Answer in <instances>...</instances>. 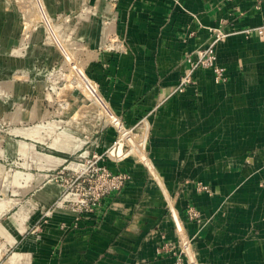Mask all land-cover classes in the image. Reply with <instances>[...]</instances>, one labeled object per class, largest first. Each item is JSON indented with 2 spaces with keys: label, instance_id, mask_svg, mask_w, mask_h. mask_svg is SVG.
Returning <instances> with one entry per match:
<instances>
[{
  "label": "crops",
  "instance_id": "crops-1",
  "mask_svg": "<svg viewBox=\"0 0 264 264\" xmlns=\"http://www.w3.org/2000/svg\"><path fill=\"white\" fill-rule=\"evenodd\" d=\"M90 2L89 74L113 123L88 142H21L15 169L0 160V264H264V3ZM212 29L223 83L187 62ZM122 130L142 158L120 152ZM82 148L130 179L76 221L54 176Z\"/></svg>",
  "mask_w": 264,
  "mask_h": 264
},
{
  "label": "rangeland",
  "instance_id": "rangeland-1",
  "mask_svg": "<svg viewBox=\"0 0 264 264\" xmlns=\"http://www.w3.org/2000/svg\"><path fill=\"white\" fill-rule=\"evenodd\" d=\"M96 13L90 0H0V160L5 167L20 163L21 142H88L113 123L89 74ZM131 134L121 131L120 152L142 158L144 147ZM83 151L68 162H81Z\"/></svg>",
  "mask_w": 264,
  "mask_h": 264
},
{
  "label": "built area",
  "instance_id": "built-area-1",
  "mask_svg": "<svg viewBox=\"0 0 264 264\" xmlns=\"http://www.w3.org/2000/svg\"><path fill=\"white\" fill-rule=\"evenodd\" d=\"M252 1L258 6L264 3V0ZM211 32L212 38L199 53L198 59L191 61L188 58L187 62L190 64L191 70L197 68L209 70L216 83H223L226 80L225 72L223 67L217 63L216 46L224 40L226 34L216 29H212ZM190 75L191 71L180 79L176 91L181 92L190 83ZM103 158L101 155L94 154L82 157L79 163L70 161L54 176L62 193L67 196L68 209L76 215V221L80 217L94 213L106 197L121 190L130 179L127 173L111 172L103 164ZM71 163L78 165V167H70ZM186 216L189 221H199L198 213L191 208L187 209ZM175 264H184V262L180 260Z\"/></svg>",
  "mask_w": 264,
  "mask_h": 264
},
{
  "label": "bare ground",
  "instance_id": "bare-ground-1",
  "mask_svg": "<svg viewBox=\"0 0 264 264\" xmlns=\"http://www.w3.org/2000/svg\"><path fill=\"white\" fill-rule=\"evenodd\" d=\"M70 167H78V165H75V164L71 163Z\"/></svg>",
  "mask_w": 264,
  "mask_h": 264
}]
</instances>
